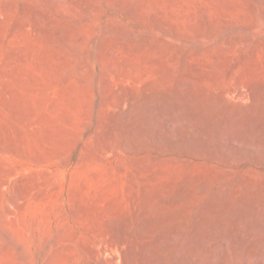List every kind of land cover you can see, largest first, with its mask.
I'll return each mask as SVG.
<instances>
[{
    "label": "rangeland",
    "instance_id": "obj_1",
    "mask_svg": "<svg viewBox=\"0 0 264 264\" xmlns=\"http://www.w3.org/2000/svg\"><path fill=\"white\" fill-rule=\"evenodd\" d=\"M0 264H264V0H0Z\"/></svg>",
    "mask_w": 264,
    "mask_h": 264
}]
</instances>
